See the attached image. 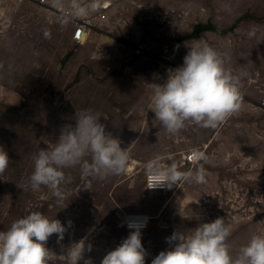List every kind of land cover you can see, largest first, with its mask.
<instances>
[{
    "label": "rangeland",
    "instance_id": "rangeland-1",
    "mask_svg": "<svg viewBox=\"0 0 264 264\" xmlns=\"http://www.w3.org/2000/svg\"><path fill=\"white\" fill-rule=\"evenodd\" d=\"M107 13L79 44L72 39L78 18L61 23V14L38 2L0 1V146L9 156L0 170V229L33 210L71 220L63 239L53 233L47 246L59 254L86 237L92 247L84 258L100 264L129 231L121 221L144 214L150 225L141 242L150 264L174 230L220 216L230 226L235 256L253 232L264 231V0H114ZM202 23L227 33L191 38ZM184 41L206 42L239 75L240 107L216 127L185 121L170 133L148 109L147 82H162L166 68L182 63ZM83 108L98 112L105 130L127 147V167L103 178L82 176L79 165L65 167L62 201L47 186L27 187L37 150L51 147ZM192 148L207 158L180 170L200 166L204 182L146 189L147 160L179 165ZM50 260L60 264L55 255Z\"/></svg>",
    "mask_w": 264,
    "mask_h": 264
},
{
    "label": "clouds",
    "instance_id": "clouds-1",
    "mask_svg": "<svg viewBox=\"0 0 264 264\" xmlns=\"http://www.w3.org/2000/svg\"><path fill=\"white\" fill-rule=\"evenodd\" d=\"M103 0H55L61 10L60 22L68 23L75 18L88 17ZM45 36L49 33L45 30ZM186 52L182 63L165 69L162 82H147L151 89L148 109L154 119L161 122L166 131L175 133L191 121L204 127H216L229 114L240 107V77L224 67L220 54L202 41H184ZM176 47H179L177 45ZM119 137L105 130L100 114L90 108L75 110V123L65 124L51 147H40L33 157V170L27 178V187L38 189L41 185L52 190L58 201L64 193L61 185L66 177L65 167L79 165L81 175L103 178L123 171L129 161L127 147L121 146ZM90 155V159L85 156ZM206 155L192 148L189 159L199 161ZM9 161L8 152L0 146V170ZM152 189L171 188L180 180L202 183L205 170H180L173 161L164 165L154 157L144 163ZM90 185H86L88 189ZM147 217H126L121 224L129 229L115 247L106 251L100 264H145L146 249L141 242V229ZM72 221L62 223L49 218L41 211L33 210L13 220L7 229H0V264H50L55 255L60 264H93L84 258L85 250H91L86 237L62 246L59 254L48 246L49 237L55 233L61 241ZM230 226L224 217L198 223L184 231L174 230L165 237L168 244L151 260L150 264H264V231L253 232L247 243L240 246L233 256L229 251L227 237Z\"/></svg>",
    "mask_w": 264,
    "mask_h": 264
},
{
    "label": "built area",
    "instance_id": "built-area-1",
    "mask_svg": "<svg viewBox=\"0 0 264 264\" xmlns=\"http://www.w3.org/2000/svg\"><path fill=\"white\" fill-rule=\"evenodd\" d=\"M35 2L40 3L41 5L45 6L46 8H48V10H52L54 13L56 14H61V10L57 7H55V0H32ZM109 2V8L112 6L113 1L114 0H107ZM101 10L99 11V13H92L91 15H89L88 17H83V18H78L75 19V21L77 20L75 29L73 30L72 33V39L74 42L79 43V44H83L82 38L84 37L85 34H87L89 31H91V29L93 28H98L96 27L97 23H101V21L103 19L107 20V8L105 5V0H103L102 5L99 7ZM81 42V43H80ZM189 154L190 151L187 152V154L184 152L182 154V159L180 161V164L177 165L178 169H181V167L184 168V166H195L199 161H193L191 159H189ZM162 163V162H160ZM164 165H167L166 163H162ZM151 187V179L147 176L146 174V189L154 192V191H166L169 188L167 187H158V188H150ZM134 216H144L147 217V223L146 226L144 228L141 229L142 231H145L146 229H148L149 225H150V218L147 215L144 214H131V215H127V217H134Z\"/></svg>",
    "mask_w": 264,
    "mask_h": 264
},
{
    "label": "trees",
    "instance_id": "trees-1",
    "mask_svg": "<svg viewBox=\"0 0 264 264\" xmlns=\"http://www.w3.org/2000/svg\"><path fill=\"white\" fill-rule=\"evenodd\" d=\"M244 18V17H243ZM243 18L239 19L242 20ZM209 31H216L219 33H227V31H223V30H218L213 24L209 23V24H198L195 27L194 32L192 33V35H190L191 38H200L202 36L203 33L205 32H209ZM60 95H62V93H60ZM63 97V96H62Z\"/></svg>",
    "mask_w": 264,
    "mask_h": 264
},
{
    "label": "bare ground",
    "instance_id": "bare-ground-1",
    "mask_svg": "<svg viewBox=\"0 0 264 264\" xmlns=\"http://www.w3.org/2000/svg\"><path fill=\"white\" fill-rule=\"evenodd\" d=\"M1 1V0H0ZM105 5H106V7L107 8H109V2L107 1V0H105ZM85 36H86V34L84 35V37L82 38V41L81 42H83L84 40H85ZM80 42V43H81ZM186 154H187V152H185ZM134 166V165H133ZM132 168V167H131ZM131 168H129V169H131ZM134 169H135V167H133ZM133 168H132V170H133Z\"/></svg>",
    "mask_w": 264,
    "mask_h": 264
},
{
    "label": "crops",
    "instance_id": "crops-1",
    "mask_svg": "<svg viewBox=\"0 0 264 264\" xmlns=\"http://www.w3.org/2000/svg\"><path fill=\"white\" fill-rule=\"evenodd\" d=\"M178 161V160H177Z\"/></svg>",
    "mask_w": 264,
    "mask_h": 264
}]
</instances>
